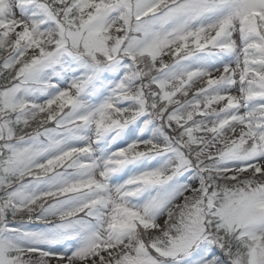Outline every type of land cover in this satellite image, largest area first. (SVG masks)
Returning <instances> with one entry per match:
<instances>
[{
	"label": "snow or ice",
	"instance_id": "snow-or-ice-1",
	"mask_svg": "<svg viewBox=\"0 0 264 264\" xmlns=\"http://www.w3.org/2000/svg\"><path fill=\"white\" fill-rule=\"evenodd\" d=\"M0 264H264V0H0Z\"/></svg>",
	"mask_w": 264,
	"mask_h": 264
}]
</instances>
